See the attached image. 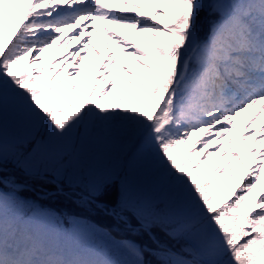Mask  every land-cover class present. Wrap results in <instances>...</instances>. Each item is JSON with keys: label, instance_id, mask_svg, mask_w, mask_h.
Here are the masks:
<instances>
[{"label": "snow or ice", "instance_id": "1", "mask_svg": "<svg viewBox=\"0 0 264 264\" xmlns=\"http://www.w3.org/2000/svg\"><path fill=\"white\" fill-rule=\"evenodd\" d=\"M0 264H264V0H0Z\"/></svg>", "mask_w": 264, "mask_h": 264}]
</instances>
